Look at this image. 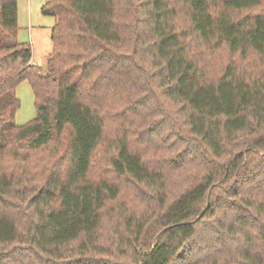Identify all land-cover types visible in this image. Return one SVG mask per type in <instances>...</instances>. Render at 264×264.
<instances>
[{
    "label": "trees",
    "instance_id": "obj_1",
    "mask_svg": "<svg viewBox=\"0 0 264 264\" xmlns=\"http://www.w3.org/2000/svg\"><path fill=\"white\" fill-rule=\"evenodd\" d=\"M262 7L264 0H46L43 12L56 22L45 71L17 38L18 0H0V264L28 256L36 264H181L202 241L203 264H228L211 261V241L234 244L235 264H264ZM188 34L226 47L241 64L207 78ZM142 49L173 107L172 154L151 165L134 123L106 136L101 100L111 74ZM23 80L37 116L18 126ZM101 146L144 207L119 202L116 181L91 177ZM40 152L53 162L38 178L31 158ZM13 199L25 202L20 225L6 211Z\"/></svg>",
    "mask_w": 264,
    "mask_h": 264
},
{
    "label": "rangeland",
    "instance_id": "obj_2",
    "mask_svg": "<svg viewBox=\"0 0 264 264\" xmlns=\"http://www.w3.org/2000/svg\"><path fill=\"white\" fill-rule=\"evenodd\" d=\"M45 2L46 0H18L19 30L17 38L20 42L32 46V63L42 66L46 71L47 58L52 51V28L56 19L54 16L43 12ZM262 9L264 10L263 7ZM182 26L187 28V22H184ZM132 32L133 28L129 27L127 37H131ZM185 40L189 52L198 61L199 67L207 78L216 80L232 62L241 64L239 56L231 53L226 47L207 45L191 34H188ZM130 45L131 43L127 41L125 45L127 53L131 52ZM155 69L156 67L151 64L149 51L140 50L138 55L122 65L118 75L114 77L111 74L108 84L104 87L103 97H101L109 113L106 136L112 139L122 130L123 125L131 128L128 124L134 123L141 133L142 143L138 142V149L144 152L145 159L150 165L172 154V151L167 148V143L170 141V138H168L170 121L166 119V116L172 114L173 107L166 99L161 86L162 77H159V72H155ZM16 96L20 101V107L15 115V123L22 126L34 120L37 116L35 95L28 80H23L17 85ZM118 109L122 110L121 114L114 113ZM111 151L104 146L99 148L92 163L91 177L116 181L120 188L124 190L122 200L120 199L119 202L124 201L129 206L134 205L137 209L144 207L143 201H132L134 198L132 190L128 189V185L118 180L113 173L110 165ZM31 160L34 161V169L38 178L42 177V172L53 162L52 158L44 152L35 154ZM23 203L25 202L17 199L7 202L6 211L11 213L12 216L15 215L19 225L25 219L20 209L25 207ZM108 227L103 230V234L108 233ZM214 237L215 235L211 233L207 239L211 241ZM196 244L197 247H195ZM193 245L194 247L191 250V246L186 249L188 257L184 256L183 264H197L198 261H194L193 257L196 258L198 255H200L198 264L204 263L203 260L206 255L202 248L205 247V242H194ZM200 245L201 247H199ZM210 245L213 248L209 249ZM206 248L210 250L208 252L211 261L216 257L221 262L235 264L234 244L230 245L228 242H223V247L220 248L217 244H212L211 241ZM31 259L30 256L20 258L16 263L36 264ZM177 261L175 264H177Z\"/></svg>",
    "mask_w": 264,
    "mask_h": 264
}]
</instances>
